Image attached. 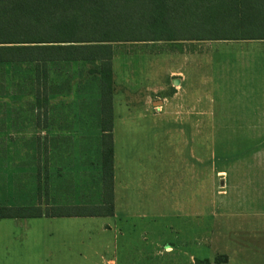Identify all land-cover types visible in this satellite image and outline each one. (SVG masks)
I'll return each instance as SVG.
<instances>
[{"label":"rangeland","instance_id":"rangeland-1","mask_svg":"<svg viewBox=\"0 0 264 264\" xmlns=\"http://www.w3.org/2000/svg\"><path fill=\"white\" fill-rule=\"evenodd\" d=\"M113 50L116 109L157 127L125 125L135 129L124 155L127 204L116 217L29 221L25 245L23 235L0 228V264L3 243L12 264H264V123L247 122L264 119V107L262 117H242L264 103V44ZM93 69L79 62L0 65V205L101 204V171L82 164L95 141L33 139V123L64 111L59 103L83 102L91 112L100 98Z\"/></svg>","mask_w":264,"mask_h":264},{"label":"trees","instance_id":"trees-1","mask_svg":"<svg viewBox=\"0 0 264 264\" xmlns=\"http://www.w3.org/2000/svg\"><path fill=\"white\" fill-rule=\"evenodd\" d=\"M8 1L0 4V65L94 64L93 73L99 76L104 132L100 145L102 202L100 205L45 208L0 206V219L113 216L111 118L114 87L111 61L114 45L187 39L264 40V21H249L243 26L232 27L174 26L175 23L166 19L169 13L147 10L146 0ZM247 17L249 20L261 18L264 12L248 13ZM44 77L45 89L46 74ZM39 100L37 96V105L41 104ZM42 103H46L45 98Z\"/></svg>","mask_w":264,"mask_h":264},{"label":"crops","instance_id":"crops-1","mask_svg":"<svg viewBox=\"0 0 264 264\" xmlns=\"http://www.w3.org/2000/svg\"><path fill=\"white\" fill-rule=\"evenodd\" d=\"M145 6L149 11H164L169 13L166 19L175 23L174 26L180 27H232V26H243L244 23L253 21L261 22L264 21V17H258L256 19L249 20L247 17L248 13L254 12H264V0H146ZM176 13V15L174 14ZM170 26H173L169 24ZM166 43H186V44H196V43H214V44H229V43H256L264 44V40H181V41H165ZM164 41H150V42H135V43H165ZM197 65V61H195ZM254 93H248L246 96H250ZM247 97V98H248ZM85 104L83 102H70V103H59L58 106H63L64 111H52L51 114L42 117L44 120L42 122L38 121L33 123L34 134L33 139H43L48 138L49 140H67V141H95V148L91 151L92 159H84L82 164H86V167H89L92 163V166L101 171V139L104 134L101 123V107H100V98H97L96 102L93 104L91 112L86 110ZM114 101L112 100V118H111V136H112V147H113V216L116 217L118 213H121V208L128 202L129 194V180L127 178L129 171L127 168L128 163L130 162V157L124 156L129 153L128 147L131 145V134L135 132V129L132 127H127L125 125L136 124L138 121H143L146 125L148 124L151 129L157 130V127H153L152 124L155 123L152 120L148 121L147 118L136 116L132 114H123L120 110H117ZM37 105V104H36ZM53 103L49 105L52 107ZM250 105V104H248ZM247 105V106H248ZM39 109L42 108L41 105H37ZM163 107V106H162ZM161 107V108H162ZM260 107H264V103L252 104L248 109L255 110L253 115H242V117L250 116L252 118L262 117L260 115ZM45 108V107H44ZM58 112V113H57ZM54 116L56 123H54ZM239 117H241L239 115ZM190 123V121H187ZM194 122V121H193ZM224 122H243V121H233V120H224ZM247 122H263L264 119H253V121ZM134 131V132H132ZM179 133V132H177ZM181 133V132H180ZM55 152L61 149H54ZM49 151V157H51V152ZM71 154L73 151L68 150ZM77 149H74L72 155L75 154ZM88 149L85 150V153L89 155ZM79 153H82L78 150ZM36 154L40 155V149L37 148ZM59 155H63V152ZM81 160V159H80ZM78 160V163L81 161ZM54 160L48 159V165L53 166L57 164ZM74 163V162H73ZM44 160V166L46 165ZM49 167V168H50ZM61 170L63 165L57 164ZM58 168V169H59ZM198 188V187H197ZM193 203L195 205V197L193 198ZM100 205V204H98ZM5 206V205H0ZM24 206V205H18ZM28 206H39L41 208L45 207H68V206H80V205H71L66 203H46L42 200H39L37 203ZM14 207V206H12ZM112 216V217H113ZM71 218H89V217H40V218H29V219H0V228L3 233L8 231H16L20 235L24 236L27 240L23 243L27 244L28 238V222L32 220H57V219H71ZM93 218V217H92ZM102 218V217H97ZM11 233V234H13ZM24 233V234H23ZM12 240V239H11ZM20 241H23L20 240ZM34 242V241H33ZM19 244L18 242L16 243ZM19 244V245H23ZM6 247V243L1 245V264H12L13 262L7 260L10 255L7 252H4L3 248ZM7 251V248H5ZM3 253L6 254V257L3 256ZM31 257V256H29ZM3 261V262H2ZM28 262V261H26ZM22 262L21 264H27Z\"/></svg>","mask_w":264,"mask_h":264}]
</instances>
